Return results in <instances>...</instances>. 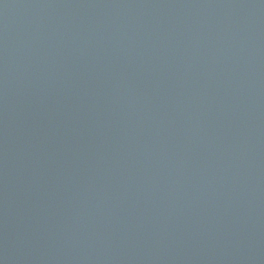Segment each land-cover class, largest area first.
Here are the masks:
<instances>
[{"label":"water","instance_id":"obj_1","mask_svg":"<svg viewBox=\"0 0 264 264\" xmlns=\"http://www.w3.org/2000/svg\"><path fill=\"white\" fill-rule=\"evenodd\" d=\"M0 264H264V0H0Z\"/></svg>","mask_w":264,"mask_h":264}]
</instances>
